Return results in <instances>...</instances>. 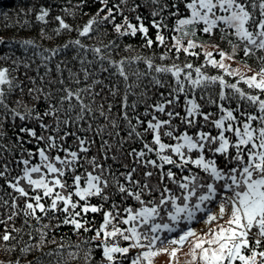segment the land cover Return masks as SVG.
<instances>
[{
	"label": "snow or ice",
	"instance_id": "obj_1",
	"mask_svg": "<svg viewBox=\"0 0 264 264\" xmlns=\"http://www.w3.org/2000/svg\"><path fill=\"white\" fill-rule=\"evenodd\" d=\"M127 2L128 0H120V3L109 7V0H99L101 8L79 30V35L89 36L97 30L94 25L110 24L119 36L142 34L146 39V46L151 47L154 41L148 38L149 29L142 17L134 16L136 23H133L124 14L121 4L127 5ZM151 3L154 5L151 26L157 29L155 40L161 45L165 44L161 31L167 27L163 23L162 14L170 7L175 9L169 14L178 17L172 29L178 35L172 37V47L168 51L175 50L177 59L181 52L192 56L200 55L191 50L203 45H198L195 39L190 38L197 36L198 28L209 36L214 30L225 35L231 32L237 41H229L231 53L215 45L219 61L211 51L203 54L206 64L222 69L226 75L238 77V80L228 83L223 75L208 76L202 71L203 65L195 68L191 63L162 66L154 65L148 59L145 62L149 69L160 74L170 73L175 78L176 86L167 96L160 93L161 99L148 106L151 111L146 109L144 116L151 115V119L145 121L136 116L134 124L128 109L135 110L137 105L135 102L129 104L128 96L135 94L132 92L135 85L127 83L129 76L124 65L144 58L135 56L117 62L103 55L100 47L90 49L100 61L107 60L114 66V74H118L125 82L121 109L129 128L127 138L135 137L143 141L146 136L151 135V141L144 142L139 150L133 148L124 154L132 158V163L136 166L124 164L126 171L117 176L111 171V166L106 168L97 156L89 158L90 145L94 141L76 135L75 132L64 131L61 135L62 127L84 120L85 114H93L92 107L84 103L81 94L86 93L95 100L104 91L102 80H93L92 84L76 91L64 88L65 94L60 102H68V109L64 110L66 115L76 107L71 103L73 99L77 101L79 112L74 118L67 115L66 119H61L58 113L62 109L55 106H50L48 111L41 114L35 112L34 107L17 100V108H10L8 95L19 85L14 83L7 67H0V85L7 86V89L0 87V109L4 110L0 115L6 117L10 111L13 117H19L20 120L35 119L41 129L48 133L37 135L35 129L21 127V133H27L45 146L38 147L35 152H27L28 158L16 162L17 166L23 165L20 175L9 179V163L0 165V178L12 189L9 193L10 200L0 197V208L7 212L6 218L0 219V224L5 226L0 235V241L3 242L0 243V250L16 251V245L8 247L9 242L16 240L13 233L19 235L24 227H31L30 220L40 223L48 219L49 223L42 224L38 230L39 239L32 245L20 248L21 253L42 248L48 242L49 229L71 225L77 234L81 229L84 232H95L90 239L99 241L96 247L102 249L104 264H155V259L161 255L168 257L167 264H264V98H261L264 96V55L257 56L258 52L264 53V0H187L184 8L188 14L185 16L180 15L175 3L170 5L161 0H151ZM139 7V4H135L129 11L135 13ZM65 11L73 14L69 9ZM101 13L105 14L101 16ZM48 15L49 9L42 8L36 19L45 21ZM118 16L121 22H117ZM157 17L161 19L157 20ZM55 19L59 24L57 34L61 29H71L61 16ZM23 43L30 45L33 41L25 40ZM70 43L83 47L79 39ZM108 47L109 45H104L105 49ZM127 50L131 51V46ZM238 51H242L245 58L257 56L260 65L258 71H252L251 66L245 62V67L252 73L248 75L239 67L233 68L224 62L226 59L234 60ZM52 54H56L55 49ZM166 56L167 53L160 59L163 60ZM81 63L91 64V61ZM57 68L59 69V65ZM83 73L85 80L92 75L87 68L83 69ZM135 75L139 79L142 74ZM153 81L162 86L161 80L153 77ZM76 82L79 83L78 78ZM241 82L255 94L241 89L238 86ZM216 84L221 89L218 93L221 103L211 95L207 96V101L215 104L220 111L219 117L213 119V114L203 110V105L197 102L194 93L197 89L203 93L210 85ZM97 86H101L100 91H95ZM224 89L230 90V93ZM28 91L33 94L41 90L30 88ZM108 91L113 97L118 95L115 85L110 86ZM190 93L193 95L190 96ZM181 94L185 97L183 114L175 110ZM233 96L246 101L254 111H241L239 107L226 108L222 102L231 100ZM200 98L205 99L203 95ZM112 107V104L108 105L109 112ZM21 108L24 109L23 112L19 110ZM98 110L112 127H117L116 122L105 113L103 104L98 106ZM45 116L54 117L55 127L43 123ZM201 119L203 124L200 123ZM175 121L179 123H174ZM207 125L216 130L215 135L211 130H204ZM137 126H144L143 132L138 131ZM103 130L102 127L96 129V134L100 135ZM116 135L119 136V133ZM71 136H75V149L65 146L66 139ZM164 138L172 142H165ZM119 143L122 145L124 141ZM112 147L107 140L101 143L103 160L109 159L108 150ZM150 154H154L155 159ZM216 155L225 158L224 167L218 166ZM34 156H38L39 163H32ZM111 159L116 160L117 157L112 156ZM141 169H144L142 173ZM201 172L205 175L201 176ZM153 179L156 183H152ZM168 184L175 185L180 195H176ZM116 194L122 200L134 199L139 206L124 207L121 211L120 206L115 203L107 210L103 204L90 203L93 197L108 202ZM145 195L149 198L145 199ZM20 200L24 201L22 207ZM212 204H215V209L210 207ZM101 212L103 222L99 228L86 227L89 221L84 217L88 213ZM198 213L205 225V229L199 234L191 227L192 222L198 220ZM61 215L63 219L58 223L51 222L58 220ZM21 216L24 218L23 223L20 228H16L14 221ZM165 216L167 222H157L163 221ZM9 222H13L11 230ZM182 223L186 226L181 227ZM27 235L35 240L31 232ZM51 242L55 243V240ZM121 242L126 246H122ZM63 247V244L59 245V248ZM133 250H137L134 256L131 255ZM182 251L183 260L180 255ZM90 256L91 249L86 253V259ZM0 264L5 262L0 261ZM7 264H21V260H8ZM27 264H32V261H27Z\"/></svg>",
	"mask_w": 264,
	"mask_h": 264
},
{
	"label": "trees",
	"instance_id": "obj_2",
	"mask_svg": "<svg viewBox=\"0 0 264 264\" xmlns=\"http://www.w3.org/2000/svg\"><path fill=\"white\" fill-rule=\"evenodd\" d=\"M162 3L167 2L170 5L175 3L181 16L188 14L184 8V3L187 0H161ZM120 3V0H109V7L114 4ZM139 4L140 7L135 13H131L129 9L133 5ZM124 9V14L132 19L133 23H136L134 16L139 15L142 17L145 26L148 27V38H151L154 43L151 47L146 46V39L142 34L138 33L136 36H119L112 29L110 24L94 25V29H97L89 36H80L79 30L87 23V21L93 17L97 11L101 8L99 0H0V67H7L11 78H14V83L19 85L8 95V104L10 108H17L16 101H22L29 107H34L35 112L43 114L49 110L50 106L61 108L62 111L58 113L61 119H66L67 115H71L73 118L79 112V106L77 101L73 99L71 103L76 105L70 113H65L64 110L68 109V102L63 104L60 102V98L65 94L64 88H69L72 91L85 88L87 85L92 84L93 80H102L104 82V91L100 96H97L95 100L86 94L82 93V99L84 103L89 104L93 109V114H85V119L77 123H71L67 127H62L61 135L64 131L75 132L83 138L90 141H94L90 145V151L88 153L89 158L97 156L100 162L105 167L111 166V171L119 176L120 173L125 172L124 164H128L129 167L136 166L132 163V158L124 155L126 152L131 151L133 148L139 150L144 142L151 141V135L145 137L143 141L133 137L127 138V132L129 130L127 122L123 119L121 100L125 93V82L122 77L116 73V68L108 63L107 60L100 61L97 54L90 51L92 48L100 47L102 54L107 56L110 60L120 61L125 58L131 59L135 56L143 57V60L133 61L131 63H125L124 68L129 76L128 84L135 85L132 92L135 94H129L128 103H136L135 110L128 109L130 118H132L135 124V117L139 116L142 120L147 121L151 119V115L145 117V110L151 109L148 107L153 105L161 99L160 93H164L165 96L176 86L175 78L170 73L160 74L149 69L146 65V60H152L154 65H167L170 66L173 63L183 66L185 63H191L195 67H202V71L208 76L223 75L228 83H235L238 77L228 76L224 73V70L212 67L206 64L204 52H213L214 58L220 60V56L217 53L215 45H219V49L224 50L227 53H231L232 47L229 41L236 43V38L229 32L228 34H222L219 30H214L212 35H207L197 30L196 37H190L195 39L198 47L192 49L200 53L198 56L187 55L183 52L179 54L177 59L175 50L168 51L172 47V37L178 35L172 31L176 25V19L169 14L170 11L175 9L165 10L163 15V23L167 25L161 31V34L165 37V44L161 45L156 42L157 29L151 26V11L154 5L151 0H128L127 5L121 4ZM42 8L49 9V15L45 18V21L37 20L36 17L40 13ZM65 9L71 10V13L66 12ZM105 13H101L103 16ZM258 15V13H257ZM57 16H61L65 19L66 23L71 26L70 30L61 29L57 34L56 29L59 27L58 21L55 19ZM160 20L161 17H157ZM117 22H121V18L117 17ZM202 27V26H200ZM79 39L81 46L70 43ZM33 41L30 45H25L23 41ZM68 45V47H64ZM104 45H109L108 48H104ZM128 46H131V51L127 50ZM56 50V54H52V50ZM167 53L165 59H160L162 55ZM264 55V53H257V56ZM257 56L245 58L242 51H238L234 60L226 59L224 62L231 65L233 68L239 67L241 71L251 75L245 67L251 66L252 71H258L259 61ZM48 57L49 59H45ZM81 61H91V64L81 63ZM59 65V69L57 68ZM87 68L91 76L87 80L84 78L83 69ZM107 69V71H104ZM136 73L142 74L139 79L136 77ZM195 75V73H193ZM153 77L161 80V85H156L153 81ZM77 78L79 83H77ZM61 80L63 83H61ZM115 85L118 90V95L113 97L108 88ZM241 89L255 94L253 90L248 89L247 85L241 82L238 85ZM7 89V86L0 85ZM101 86H97L95 91H100ZM40 89L39 93H29V89ZM218 84L210 85L205 92L201 93L199 89L194 93L198 103L203 105L205 112H211L213 119L218 118L220 111L215 104H211L207 101V96L211 95L213 99H217L220 91ZM224 91L230 93V90L224 89ZM193 95L190 93V96ZM201 95L205 99H201ZM38 97V98H37ZM261 98H264L262 96ZM185 97L183 94L180 96V101L176 107V111H180L183 114V105ZM226 108L235 109L240 108L241 111H254V108L249 106L246 101H240L235 96L231 100L222 102ZM104 105V111L111 120L116 122L117 127H112L108 120H105L103 116L99 114L98 106ZM112 104V109L108 111V105ZM21 112L23 108L19 109ZM4 110L0 109V113ZM35 115V113H33ZM160 115V114H157ZM238 115V113H237ZM161 118H166L161 116ZM43 123L49 124L55 127L54 117H43ZM174 123H179L175 121ZM203 124V120L200 121ZM146 126V124L144 125ZM144 126H137V130L143 132ZM27 127L35 129L37 135H47L41 127L38 121L35 119L20 120L19 117H13L9 111L5 116L0 115V165L7 162L11 169V175L9 179L21 174L23 165L17 166V161L22 158H28L27 152H35L38 147H44L43 143H38L35 138L30 137L27 133H21L20 128ZM103 128V132L100 135L96 134V129ZM182 131L183 128L181 127ZM205 131L211 130L213 135L216 134V130L207 125L204 128ZM119 133V136L116 133ZM191 134V133H190ZM17 137H20L18 140ZM107 140L113 147L108 150L109 159L106 161L101 157L103 151L100 148L101 143ZM123 140L121 145L119 141ZM165 142H172L168 138H164ZM65 146H71L75 149V136L68 137L65 141ZM63 155V153H60ZM234 154V153H233ZM211 155V154H208ZM112 156H116L117 159H111ZM151 158L155 159L154 154H150ZM215 159L218 166L224 167L225 158L221 155H216ZM32 163H39L38 156L32 157ZM151 170V169H149ZM144 169H141V173ZM173 171H176L173 169ZM196 171V169H193ZM204 176V173H200ZM139 178V174H137ZM23 183V182H22ZM71 183V181H69ZM152 183H156L153 179ZM173 189L176 195H180L175 185L168 184ZM12 189L8 188L5 180L0 178V197L10 200L9 193ZM14 194V193H13ZM145 199L149 197L145 195ZM74 199H76L74 197ZM24 201L20 200L19 204L23 206ZM91 204L101 205L105 210L110 208L111 204L115 203L120 206V209L128 206L138 207V203L134 199L122 200L119 194L112 195L108 202H104L97 197L91 198ZM215 204L210 205L213 207ZM79 210V209H78ZM7 212L5 209L0 208V219H5ZM162 212V216H163ZM201 214H197L198 219ZM23 216L18 217L15 221V227L20 228L23 223ZM63 219V216H59L58 220H52L53 224L58 223ZM84 219L89 221L86 227L99 228L103 222V213H88ZM167 222V217H164L163 221ZM13 222H9V230ZM49 223L48 219H44L42 222L37 223L34 220H30L31 227H24L23 231L16 236V240L9 242L8 247L16 245V251L5 252L0 250V261H4L7 264L8 260H15L19 258L21 264H27V261H32V264H104L102 249L97 248L96 245L99 241H91V237L95 235L94 231L84 232L80 230L79 234L74 232L71 225H61L55 229L48 230L47 243L42 248H33L30 253H21L20 248L25 245H32L39 239V229L42 224ZM196 221L192 222L191 227H195ZM184 223L181 227H185ZM4 225L0 224V235L4 232ZM214 227V225H213ZM31 232L35 240L30 239L27 233ZM167 235V233H165ZM176 235V234H173ZM55 240V243L51 241ZM84 241H89L84 243ZM0 243H3L0 241ZM122 246H126L124 242H121ZM63 244V248H59V245ZM91 249L90 258L86 259V253ZM137 250H133L131 255L134 256ZM72 253L73 255H69ZM127 264V262H126Z\"/></svg>",
	"mask_w": 264,
	"mask_h": 264
},
{
	"label": "rangeland",
	"instance_id": "obj_3",
	"mask_svg": "<svg viewBox=\"0 0 264 264\" xmlns=\"http://www.w3.org/2000/svg\"><path fill=\"white\" fill-rule=\"evenodd\" d=\"M216 206L214 205L212 208L214 209ZM201 219H198L197 221H196V225H195V227H192V228H194V229H196L197 230V232H198V234H199V232L202 230V229H205V225L202 223L201 224ZM219 223V222H218ZM215 226V225H214ZM187 250V247H185L184 248V251H186ZM180 255H181V260H183V251L180 253ZM167 262H168V257L166 256V255H161V256H159V257H157L156 259H155V264H167Z\"/></svg>",
	"mask_w": 264,
	"mask_h": 264
},
{
	"label": "bare ground",
	"instance_id": "obj_4",
	"mask_svg": "<svg viewBox=\"0 0 264 264\" xmlns=\"http://www.w3.org/2000/svg\"><path fill=\"white\" fill-rule=\"evenodd\" d=\"M215 209V208H214ZM203 222L201 221V224H202Z\"/></svg>",
	"mask_w": 264,
	"mask_h": 264
}]
</instances>
